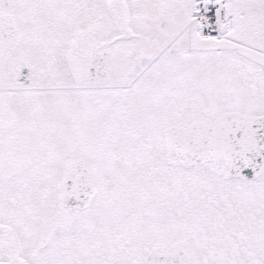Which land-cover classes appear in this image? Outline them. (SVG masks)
Returning <instances> with one entry per match:
<instances>
[{
  "label": "snow or ice",
  "instance_id": "obj_1",
  "mask_svg": "<svg viewBox=\"0 0 264 264\" xmlns=\"http://www.w3.org/2000/svg\"><path fill=\"white\" fill-rule=\"evenodd\" d=\"M0 264H264V0H0Z\"/></svg>",
  "mask_w": 264,
  "mask_h": 264
}]
</instances>
